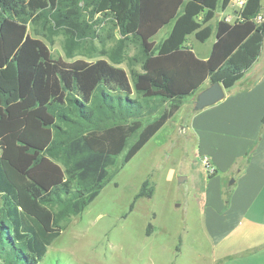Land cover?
Returning <instances> with one entry per match:
<instances>
[{
  "label": "trees",
  "instance_id": "16d2710c",
  "mask_svg": "<svg viewBox=\"0 0 264 264\" xmlns=\"http://www.w3.org/2000/svg\"><path fill=\"white\" fill-rule=\"evenodd\" d=\"M181 1L167 23L173 24L171 32L149 49L140 25L143 8L154 0H92L96 14L115 22L120 42L135 49L130 62L140 70L129 74L104 59L54 58L46 43L29 33L30 24L81 33L90 28L84 12L90 0H0V123L38 108L57 120L43 123L54 136L41 150L22 137L4 143L0 134V264H41L69 219L100 195L117 158L126 151L122 166L128 164L184 104L195 100L199 89L175 92L168 75L149 73L150 61L190 49V35L206 42L216 13L233 0ZM261 13L262 0H246L235 24L254 22L256 30L209 71V85L231 90L256 63L264 44V21H257ZM30 95L36 102L32 108H18ZM25 154L33 161H23ZM146 189L147 184L137 197L150 196Z\"/></svg>",
  "mask_w": 264,
  "mask_h": 264
},
{
  "label": "rangeland",
  "instance_id": "374dc122",
  "mask_svg": "<svg viewBox=\"0 0 264 264\" xmlns=\"http://www.w3.org/2000/svg\"><path fill=\"white\" fill-rule=\"evenodd\" d=\"M181 3L154 0L150 8H143L140 34L149 49L166 38L167 23ZM84 8L90 28L81 33L71 34L54 24H30L29 33L44 41L54 58L66 62L104 59L129 74L133 69L140 70L130 62L135 49L120 42L122 36L113 19L96 14L92 0ZM167 59L152 58L149 73L161 77ZM173 80L171 87L179 94L191 93L200 86L199 79L186 84L179 78ZM33 102L36 103L34 96L30 95L17 103L18 108H32ZM194 102H187L128 164L122 166L126 151L117 158L100 195L83 213L69 219L41 264L225 263L214 257L204 223L203 178L206 174L208 178L214 176L208 175L212 165L203 164L198 155L197 137L191 128ZM26 113H14L0 123L2 140L8 144L22 137L30 145L45 149L54 130L43 123L54 124L57 120L41 108ZM22 158L25 162L33 161L30 154ZM145 184L146 193L151 195L137 197Z\"/></svg>",
  "mask_w": 264,
  "mask_h": 264
},
{
  "label": "crops",
  "instance_id": "0c3cea01",
  "mask_svg": "<svg viewBox=\"0 0 264 264\" xmlns=\"http://www.w3.org/2000/svg\"><path fill=\"white\" fill-rule=\"evenodd\" d=\"M237 1L216 13L206 42L190 35V49L164 56L169 62L161 72L171 83L173 78L184 84L199 79L202 91L209 86V71L218 69L255 32L254 22L235 24L241 11ZM260 15L264 18V0ZM172 28V23L167 25L165 37ZM263 117L264 44L256 63L223 100L191 116L198 155L215 171L208 174L212 178L204 175L201 193L214 257L223 264H264Z\"/></svg>",
  "mask_w": 264,
  "mask_h": 264
},
{
  "label": "water",
  "instance_id": "95a60500",
  "mask_svg": "<svg viewBox=\"0 0 264 264\" xmlns=\"http://www.w3.org/2000/svg\"><path fill=\"white\" fill-rule=\"evenodd\" d=\"M226 91L227 90L220 83H214L204 88L197 94L195 98L194 112L204 110L208 107L217 104L225 98Z\"/></svg>",
  "mask_w": 264,
  "mask_h": 264
},
{
  "label": "built area",
  "instance_id": "2783aa9c",
  "mask_svg": "<svg viewBox=\"0 0 264 264\" xmlns=\"http://www.w3.org/2000/svg\"><path fill=\"white\" fill-rule=\"evenodd\" d=\"M245 4H246V0H238V1H237V5H238V7H240L241 10L244 8ZM238 17H239V15L237 16V18H238ZM237 18H236V19H237ZM257 21H258V22H262V21H264L263 16L259 15V16L257 17ZM205 163H206L207 165H209V162H208V161H205ZM213 172H214V169H213V167H212V169H211V173H213Z\"/></svg>",
  "mask_w": 264,
  "mask_h": 264
}]
</instances>
